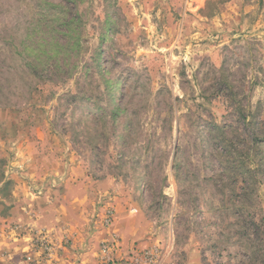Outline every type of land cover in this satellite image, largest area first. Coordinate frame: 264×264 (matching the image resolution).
Instances as JSON below:
<instances>
[{"label": "rangeland", "instance_id": "obj_1", "mask_svg": "<svg viewBox=\"0 0 264 264\" xmlns=\"http://www.w3.org/2000/svg\"><path fill=\"white\" fill-rule=\"evenodd\" d=\"M7 180L92 250L110 212L163 264H264V0H0Z\"/></svg>", "mask_w": 264, "mask_h": 264}, {"label": "crops", "instance_id": "obj_2", "mask_svg": "<svg viewBox=\"0 0 264 264\" xmlns=\"http://www.w3.org/2000/svg\"><path fill=\"white\" fill-rule=\"evenodd\" d=\"M1 184H4V186L7 185L8 180L7 182L0 181V185ZM14 186L15 182L13 183V187ZM21 188L23 189V187ZM19 195L20 192H18V187H14V190L10 192L8 197L3 196L0 191V264H25L23 262L24 257H31L34 262H37L38 264L105 263L102 253L97 249L98 247L95 248V250H92L85 244L86 239L82 227L76 228L77 226L75 225L66 229L65 226L60 227L59 224H55L54 220H49L51 218L56 219V217H58V219H61L64 217L66 213L63 211L65 209V203H63V201L65 202L66 199L62 200V203L59 202L60 199L45 200V204H43L42 200L24 199V201H21ZM12 202L14 204H20L15 208L14 206H11ZM58 204H62L63 207H60V209L56 208ZM81 219L89 221V218H86L84 215ZM98 220L99 219H97L92 225L93 229L95 228L96 231L95 235L97 241L103 242L109 241L111 238H116L119 241L121 248L112 255V258H127L128 255L132 253V248L134 247L133 244L128 242L125 237L120 236L118 231L114 229L113 223L108 228H102V226L99 225ZM14 221L15 223H20L17 228L10 226ZM44 222H51V224L46 225ZM41 225L47 226L45 229L46 231H44L47 233L49 242H51L54 247L53 254L50 256L41 255V251L35 250L32 245L33 235L30 231L35 230L37 232L42 230L40 229V227H42ZM84 225L85 224H83V226ZM61 232L66 235L65 237L67 239L70 238L72 242L75 241L77 245L79 243L76 242L77 238H80L81 241L84 240V243L79 245V248H81V246L85 248L84 251L79 252L80 250H75L74 246L65 247L62 244L61 236H59ZM145 248H150L149 244L140 249L143 250Z\"/></svg>", "mask_w": 264, "mask_h": 264}, {"label": "built area", "instance_id": "obj_3", "mask_svg": "<svg viewBox=\"0 0 264 264\" xmlns=\"http://www.w3.org/2000/svg\"><path fill=\"white\" fill-rule=\"evenodd\" d=\"M105 226L109 227L112 223V214L108 212L104 219ZM33 235V248L40 250L41 255L50 256L53 254L54 247L49 242L48 237L43 232H34ZM121 246L116 238H111L109 241H105L101 244L99 249L103 255L104 264H163L157 248H145L130 253L127 258L115 259L112 258L115 252H117ZM23 262L25 264H38L34 262L31 257H24Z\"/></svg>", "mask_w": 264, "mask_h": 264}]
</instances>
